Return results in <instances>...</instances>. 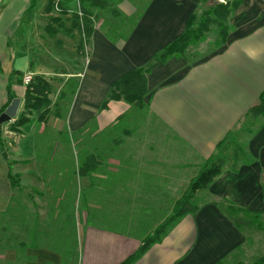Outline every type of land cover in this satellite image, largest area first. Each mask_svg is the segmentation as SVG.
I'll use <instances>...</instances> for the list:
<instances>
[{
    "label": "crops",
    "instance_id": "0c3cea01",
    "mask_svg": "<svg viewBox=\"0 0 264 264\" xmlns=\"http://www.w3.org/2000/svg\"><path fill=\"white\" fill-rule=\"evenodd\" d=\"M109 1L88 8V34L80 0H0V113L9 83L24 105L28 74L52 83L53 110L67 81L79 82L63 116L53 112L40 121L35 112L16 144L2 125L0 264H123L173 213L264 91V0H240L225 40L213 24L215 41L207 31L165 58L192 15L202 16L214 0ZM137 68L147 70L143 105L122 98L105 106L112 85ZM260 117L243 138L248 162L227 164L197 192L199 210L128 264H219L244 244L245 230L223 204L264 216V116L254 118ZM47 127L82 133L50 137ZM84 132L87 146L79 150Z\"/></svg>",
    "mask_w": 264,
    "mask_h": 264
},
{
    "label": "trees",
    "instance_id": "16d2710c",
    "mask_svg": "<svg viewBox=\"0 0 264 264\" xmlns=\"http://www.w3.org/2000/svg\"><path fill=\"white\" fill-rule=\"evenodd\" d=\"M81 9L85 14L83 18L85 27H87L88 34L92 30L91 11L89 7L104 8L110 4L109 0H80ZM240 0H227L226 3H217L212 9L204 11L202 16L193 14L189 20L185 32L175 40L161 55L162 58L173 54H180L196 40L200 39L202 34L210 28L211 25L217 24L221 26V33L223 40L229 34V28L225 26L233 9H235ZM78 15L75 17L73 25L79 26ZM84 45L82 42L78 45L79 52H83ZM146 69L137 68L129 73L123 75L111 87V91L107 101L113 99H126L138 105H143V97L146 93ZM79 86V82L75 79H69L60 93L57 107L53 110L51 107L52 101L49 97L52 91V83L41 75L33 76L32 81L28 84L26 93L24 95V108L11 124V130H19L21 127L33 121L31 114L36 112L40 121H47L48 116L55 112L56 115H61L63 109L69 105L73 100ZM11 85L9 83V103L4 107L1 113L10 104L14 96L10 92ZM63 116V114H62ZM247 116L259 117L264 116V91L261 93L259 100L253 105L247 113ZM82 130L75 133H70L69 130L58 131L57 135L62 138L70 139L72 136L78 137ZM230 133L225 137L216 147L212 157L205 163L199 173L195 175L186 189L183 191L180 198L177 200L173 213L166 218L146 239L139 250L132 255L123 264H128L134 258L140 256L146 249L155 241H158L165 232L173 226L180 218L187 213H196L199 210L198 204L195 202V197L199 190L207 189L214 179L221 174L227 164H231L233 168H237L239 163L248 162V154L239 140ZM2 136V129L0 130V138ZM12 184L20 186L19 181L11 174H9ZM227 214L234 220L236 225L245 230V226L255 225L261 217V213H255L248 209L238 207L233 204H223ZM224 264V262L219 263ZM241 264V263H239ZM252 264H264V255L257 258Z\"/></svg>",
    "mask_w": 264,
    "mask_h": 264
},
{
    "label": "rangeland",
    "instance_id": "374dc122",
    "mask_svg": "<svg viewBox=\"0 0 264 264\" xmlns=\"http://www.w3.org/2000/svg\"><path fill=\"white\" fill-rule=\"evenodd\" d=\"M212 4L207 7H213L216 6V3H220L218 0H214L213 2H211ZM210 29H207L208 32ZM207 31H205L202 35H204ZM219 33V29L217 27H213V29L211 30V32L208 34L211 36V39L213 41H215L217 39V37H219L218 35ZM197 41V40H196ZM199 43V42H198ZM196 43V44H198ZM24 105H22L21 107V111L23 110ZM34 118L36 116L35 112H33L31 114ZM259 119V120H257ZM262 118H254L253 116H249L247 118L244 119L243 123L241 124L240 128L235 131L232 134L239 140L240 143H242L244 145V141L243 138L246 135V132H248V129H251L253 127H256L259 123L260 120ZM12 122H8L5 123L4 126V135L6 136L7 141H9V144H16L17 141H19V139H21L23 137V132H24V127H21L19 130L15 131V130H11V124ZM10 128V129H9ZM46 130L43 131L45 136H53V135H57V131L54 130L51 127H47L45 128ZM64 130H69L68 129H64ZM63 130V131H64ZM70 131V130H69ZM38 132L39 129H37V137H38ZM71 133V131H70ZM88 133L84 132L82 134L84 141L81 142L80 144H77V147H79V150H84V146L86 147L87 142H86V137H87ZM2 139L0 138V141ZM241 140V141H240ZM39 147L37 146V149ZM39 150V149H38ZM86 151V148H85ZM3 158H5V155L2 154ZM203 197L200 198V200ZM199 200V198H198ZM199 200V201H200ZM245 235H246V240L244 242V244L237 250L235 251V253H233L229 258L224 260V264H252L257 258H259L260 256L264 255V216L261 215V217L258 219V222H256L255 225H251V226H245Z\"/></svg>",
    "mask_w": 264,
    "mask_h": 264
},
{
    "label": "water",
    "instance_id": "95a60500",
    "mask_svg": "<svg viewBox=\"0 0 264 264\" xmlns=\"http://www.w3.org/2000/svg\"><path fill=\"white\" fill-rule=\"evenodd\" d=\"M21 104L22 98L19 96L14 97L6 109L0 113V130L2 129V125L14 121L19 115Z\"/></svg>",
    "mask_w": 264,
    "mask_h": 264
},
{
    "label": "built area",
    "instance_id": "2783aa9c",
    "mask_svg": "<svg viewBox=\"0 0 264 264\" xmlns=\"http://www.w3.org/2000/svg\"><path fill=\"white\" fill-rule=\"evenodd\" d=\"M218 1L220 3H226L227 0H218ZM79 15H80L81 18L83 17V13L81 11H80ZM81 22H82V25H83L82 19H81ZM32 78H33L32 75H30V74L26 75L25 78H24L25 83L28 85L32 81Z\"/></svg>",
    "mask_w": 264,
    "mask_h": 264
}]
</instances>
